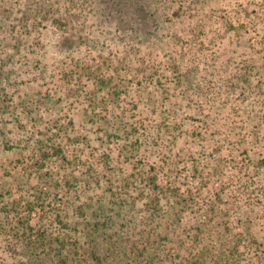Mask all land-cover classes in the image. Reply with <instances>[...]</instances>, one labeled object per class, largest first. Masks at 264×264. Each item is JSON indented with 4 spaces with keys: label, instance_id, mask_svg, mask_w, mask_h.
Listing matches in <instances>:
<instances>
[{
    "label": "rangeland",
    "instance_id": "1",
    "mask_svg": "<svg viewBox=\"0 0 264 264\" xmlns=\"http://www.w3.org/2000/svg\"><path fill=\"white\" fill-rule=\"evenodd\" d=\"M2 88L0 264L83 259L88 205L264 257V0H0Z\"/></svg>",
    "mask_w": 264,
    "mask_h": 264
},
{
    "label": "trees",
    "instance_id": "2",
    "mask_svg": "<svg viewBox=\"0 0 264 264\" xmlns=\"http://www.w3.org/2000/svg\"><path fill=\"white\" fill-rule=\"evenodd\" d=\"M0 91L5 94V89L2 88ZM87 210L91 213L92 223L85 224L80 233V238L83 237L85 240L82 248L83 259L76 253L72 255L78 245L69 244L64 239L62 242L57 238L47 241L43 232L37 235L39 229L29 228L32 231L29 235L33 237L36 234L35 238L31 237L26 243L30 257L34 258V253L39 251L51 259L50 264H243L245 261L236 256L238 254L236 243L232 247V243H229V248H226L225 243L218 240L200 238L198 232L191 236L181 233V237L175 238L171 232L172 225L180 224L175 223L171 215L163 219L157 215V210L148 216L146 224L148 230L134 235V241L129 235L125 237L117 232L104 233L106 226L101 219L105 218L99 206L95 209L89 205L82 207L77 214L83 218ZM159 220L163 225L160 223L150 229L153 221ZM201 227L197 225L196 230H201ZM64 248L67 254L62 253ZM34 264H37L36 258ZM256 264H264V257L258 258Z\"/></svg>",
    "mask_w": 264,
    "mask_h": 264
}]
</instances>
